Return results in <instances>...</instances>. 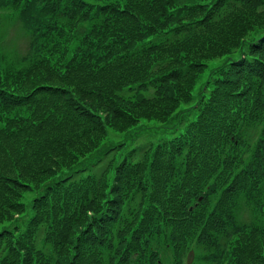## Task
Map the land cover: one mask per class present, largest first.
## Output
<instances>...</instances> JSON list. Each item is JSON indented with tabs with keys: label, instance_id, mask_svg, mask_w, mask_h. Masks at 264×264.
<instances>
[{
	"label": "trees",
	"instance_id": "1",
	"mask_svg": "<svg viewBox=\"0 0 264 264\" xmlns=\"http://www.w3.org/2000/svg\"><path fill=\"white\" fill-rule=\"evenodd\" d=\"M1 7L28 52L0 45V264H171L195 242L264 264V0ZM96 153L122 157L80 176Z\"/></svg>",
	"mask_w": 264,
	"mask_h": 264
},
{
	"label": "rangeland",
	"instance_id": "2",
	"mask_svg": "<svg viewBox=\"0 0 264 264\" xmlns=\"http://www.w3.org/2000/svg\"><path fill=\"white\" fill-rule=\"evenodd\" d=\"M139 111V110H138ZM142 111V110H141ZM113 121H120V120H114V119H111ZM119 125V124H118ZM263 243H264V238H259Z\"/></svg>",
	"mask_w": 264,
	"mask_h": 264
}]
</instances>
